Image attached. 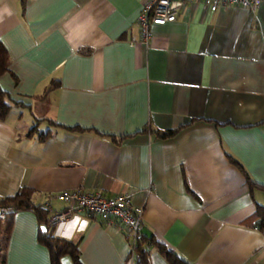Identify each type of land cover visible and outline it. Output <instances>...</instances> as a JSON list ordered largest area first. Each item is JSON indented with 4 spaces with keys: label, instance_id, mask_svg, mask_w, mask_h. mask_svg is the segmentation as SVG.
I'll return each mask as SVG.
<instances>
[{
    "label": "crops",
    "instance_id": "obj_1",
    "mask_svg": "<svg viewBox=\"0 0 264 264\" xmlns=\"http://www.w3.org/2000/svg\"><path fill=\"white\" fill-rule=\"evenodd\" d=\"M143 2L0 0V88L17 103L0 121V198L26 188L59 212L63 191L127 194L184 264H264L251 221L264 190L229 159L264 186V0L254 14L191 1L146 42ZM50 228L78 242L81 264H134L123 231L95 217ZM37 232L33 212H16L5 264H49ZM149 262L169 264L158 248Z\"/></svg>",
    "mask_w": 264,
    "mask_h": 264
},
{
    "label": "trees",
    "instance_id": "obj_2",
    "mask_svg": "<svg viewBox=\"0 0 264 264\" xmlns=\"http://www.w3.org/2000/svg\"><path fill=\"white\" fill-rule=\"evenodd\" d=\"M8 65V54L0 42V76L9 72ZM57 85L58 81L52 80L50 85L46 88L44 96L41 98H44L47 92ZM12 104L16 105L17 103H14L8 94L0 88V121L5 120L12 107ZM180 128L168 131H155V134L159 138H168L175 135ZM36 129L37 124L29 129V134L36 131ZM43 136L44 135L42 134L41 138H43ZM116 142H118V140ZM229 159L243 173L249 189L260 188L264 190V186H258L255 184L248 177V175L243 172L242 167L236 161L230 157ZM31 195L32 192L29 189L22 188L13 196L0 198V210H3V217H0V264H5L6 262V249L8 237L12 228L13 216L16 212L21 210H28L35 214L38 222V232L36 239L40 245L47 249L49 264H61L60 260L63 256H69L72 264H81L79 260L78 242L55 237L52 233V229L47 225L48 217L46 210L42 206L34 204L31 201ZM251 221L253 223V227L264 234L263 206L257 203L255 204V210L251 217ZM43 227L45 230H42ZM121 231H123L125 234V239L130 248L126 257V262H133L134 264H150L149 253L152 249L158 248V251L169 264H184L176 257L174 253L167 250L163 245L159 244L152 234H146L143 231V225L141 232L135 238H132V236L125 232L122 228Z\"/></svg>",
    "mask_w": 264,
    "mask_h": 264
},
{
    "label": "built area",
    "instance_id": "obj_3",
    "mask_svg": "<svg viewBox=\"0 0 264 264\" xmlns=\"http://www.w3.org/2000/svg\"><path fill=\"white\" fill-rule=\"evenodd\" d=\"M197 1L208 12H215L226 6L246 8L252 14L256 13L261 0H144L137 18L142 41L150 37L151 25H163L173 22L179 11L189 2ZM65 205L59 212H52L49 205L44 209L48 212L47 225L50 227L67 221L73 214H84L95 217L101 223L124 229L132 238L138 236L142 230V213L139 206L132 204L127 194H117L113 197L103 196L99 192L86 193L80 190L63 191L55 197ZM3 217V210H0Z\"/></svg>",
    "mask_w": 264,
    "mask_h": 264
},
{
    "label": "water",
    "instance_id": "obj_4",
    "mask_svg": "<svg viewBox=\"0 0 264 264\" xmlns=\"http://www.w3.org/2000/svg\"><path fill=\"white\" fill-rule=\"evenodd\" d=\"M42 230H45V228L43 227Z\"/></svg>",
    "mask_w": 264,
    "mask_h": 264
}]
</instances>
